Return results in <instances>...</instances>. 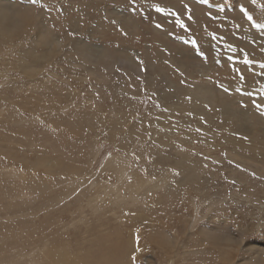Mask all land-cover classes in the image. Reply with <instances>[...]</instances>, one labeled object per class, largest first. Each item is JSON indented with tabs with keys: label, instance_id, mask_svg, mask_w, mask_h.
<instances>
[{
	"label": "rangeland",
	"instance_id": "1",
	"mask_svg": "<svg viewBox=\"0 0 264 264\" xmlns=\"http://www.w3.org/2000/svg\"><path fill=\"white\" fill-rule=\"evenodd\" d=\"M241 4L264 23V0H0V264H264Z\"/></svg>",
	"mask_w": 264,
	"mask_h": 264
},
{
	"label": "snow or ice",
	"instance_id": "2",
	"mask_svg": "<svg viewBox=\"0 0 264 264\" xmlns=\"http://www.w3.org/2000/svg\"><path fill=\"white\" fill-rule=\"evenodd\" d=\"M133 4H135V0H132ZM201 3L203 4H207L209 3V0H200ZM252 3H255L256 0H251ZM262 8H264V5H261ZM185 9L188 13V20H192V13H191V8L188 5H185ZM137 9L134 7L133 11H136ZM222 11L224 10L223 8L221 9ZM240 12L242 13L243 16H245L247 18V21H251L253 22L254 26L256 28L259 29H264V23H256L254 17L250 14L249 12V8L244 6L243 4L240 5ZM154 11L156 13H160L163 15H170L176 18V23L182 28V29H187V25L185 24V22L180 19L181 13L174 11V10H170L167 9L165 7H160V6H156ZM113 23H115V21H113ZM157 27H162L160 24H157ZM213 39H216V37L214 36ZM190 43H192L193 45H195V51L197 53L198 56L202 57L203 59L207 60L208 57L207 55L203 52L200 51L199 45H197L195 40L190 41ZM238 49L237 47H232L231 45H228V53L226 55V59L227 61L232 64V70L234 73H236L237 77L239 80H244V73L240 71L239 67L237 65H239L241 62L247 66L248 68H251L254 65V60L249 58V53L248 52H242L241 56H237L235 55V53H237ZM262 51H264V49H262ZM217 55H220L219 52H217ZM216 63H220L219 60L216 61ZM260 67L262 69H264V64H261ZM143 70V69H142ZM261 75H264V73H261ZM227 91V90H226ZM237 91H240L242 94H246L249 96H253L255 95V93H244L243 89H237ZM264 98V97H262ZM254 107H256L257 109H259L261 111V114H264V104H260V103H256L255 100L253 101ZM133 259H135V257H133Z\"/></svg>",
	"mask_w": 264,
	"mask_h": 264
},
{
	"label": "bare ground",
	"instance_id": "3",
	"mask_svg": "<svg viewBox=\"0 0 264 264\" xmlns=\"http://www.w3.org/2000/svg\"><path fill=\"white\" fill-rule=\"evenodd\" d=\"M7 8V7H6ZM261 8V7H260ZM3 10V9H2ZM263 10H264V8H263ZM9 11V10H8ZM7 14V13H6ZM3 15V14H2ZM9 16V15H8ZM262 19V21H264V15H263V18H261ZM8 22H9V20H8ZM134 67V66H133ZM136 69H140V67H136ZM64 246V245H63ZM62 251V250H61ZM63 254V253H62ZM61 254V255H62ZM65 254V253H64ZM66 254H67V250H66ZM65 254V255H66ZM70 255V254H69ZM59 256V255H58ZM67 256V255H66ZM69 258V257H68ZM63 262V261H62ZM59 263V262H58ZM65 264H66V262H65Z\"/></svg>",
	"mask_w": 264,
	"mask_h": 264
}]
</instances>
